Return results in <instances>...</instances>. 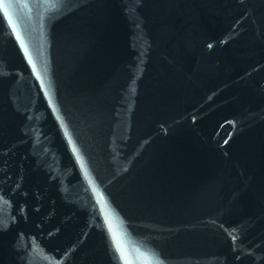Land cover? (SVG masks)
I'll use <instances>...</instances> for the list:
<instances>
[{
  "label": "water",
  "instance_id": "95a60500",
  "mask_svg": "<svg viewBox=\"0 0 264 264\" xmlns=\"http://www.w3.org/2000/svg\"><path fill=\"white\" fill-rule=\"evenodd\" d=\"M0 4V264H264V0Z\"/></svg>",
  "mask_w": 264,
  "mask_h": 264
},
{
  "label": "snow or ice",
  "instance_id": "6c2138e0",
  "mask_svg": "<svg viewBox=\"0 0 264 264\" xmlns=\"http://www.w3.org/2000/svg\"><path fill=\"white\" fill-rule=\"evenodd\" d=\"M0 6H2V4H0Z\"/></svg>",
  "mask_w": 264,
  "mask_h": 264
}]
</instances>
